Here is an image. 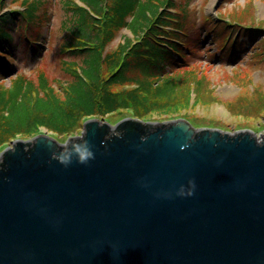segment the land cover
<instances>
[{
  "label": "water",
  "instance_id": "1",
  "mask_svg": "<svg viewBox=\"0 0 264 264\" xmlns=\"http://www.w3.org/2000/svg\"><path fill=\"white\" fill-rule=\"evenodd\" d=\"M66 141L93 158L43 134L0 153V264H264V135L91 118Z\"/></svg>",
  "mask_w": 264,
  "mask_h": 264
},
{
  "label": "trees",
  "instance_id": "2",
  "mask_svg": "<svg viewBox=\"0 0 264 264\" xmlns=\"http://www.w3.org/2000/svg\"><path fill=\"white\" fill-rule=\"evenodd\" d=\"M47 1L0 0V11L15 3L24 8L0 12L1 149L16 138L32 137L41 127L56 135L57 140L68 138L82 127L84 118L117 111L148 119L155 111L211 106V102L202 100L198 87L191 102L188 90L179 83L180 76L173 74L174 67L183 66L198 53V47H193L200 44V39L194 31L200 26L194 22L185 25L190 0H185V6L177 0H110L111 4L109 0L107 4L105 0H80L84 6L59 0L72 16L60 27L64 33L61 53L69 57L61 59V64L71 81L61 84L59 90L50 85L43 71L35 78L16 72L18 63L28 64L43 52L33 41L38 39V28L47 16ZM171 6L175 13L161 11ZM241 25L255 32L261 28L253 23ZM122 27L131 31L132 38L123 36L115 49L105 50ZM239 32L243 36L249 31H235L232 43L218 40L220 54L231 59L237 56L234 53L243 43ZM28 44H32L31 50L26 48ZM21 53L29 56L18 58ZM10 63L16 66L12 72ZM1 75L11 76L9 86L1 83ZM262 95L259 97L264 99ZM256 104L253 102L250 110ZM260 108L264 109V101ZM177 116L196 125L195 119L187 115Z\"/></svg>",
  "mask_w": 264,
  "mask_h": 264
},
{
  "label": "rangeland",
  "instance_id": "3",
  "mask_svg": "<svg viewBox=\"0 0 264 264\" xmlns=\"http://www.w3.org/2000/svg\"><path fill=\"white\" fill-rule=\"evenodd\" d=\"M71 1H77L80 4L78 0ZM177 1L178 3L182 2L181 5L185 6V0ZM109 3L111 4L110 0ZM47 4V16L38 28V30L41 28L39 37L42 41L39 46L43 52L37 59L28 60V64L18 63L16 72L23 73L29 78H35L39 71H43L50 85L59 90L61 84L64 85L71 81V77L63 70L61 64V59L69 57L61 53L63 47L60 43L64 41V33L60 31V27L63 22L67 24L72 16L68 14V9H65L59 0H48ZM9 6L12 9H22V5L18 3L9 4ZM186 13L189 17L185 25L194 22L200 26L198 31H194V36H199L200 44L196 43L193 47L194 49L198 47V53L183 66L174 67L173 74L180 76L179 83L186 91L188 90L191 102L195 99L198 87L199 93L203 96L202 100L206 99L212 104L206 107L201 105L196 108L184 107L181 111L176 109L178 112L155 111L148 119L145 117L138 119L165 123L183 118V116L176 117L177 114L187 115L195 119L193 122L196 125L193 126L197 128H216L230 133L249 130L257 138L262 137L264 134V109L258 108L264 101L261 96L259 97V94H264V0H190ZM242 23H253L261 28L255 32L244 28ZM25 24L30 25L28 21H25ZM240 29L249 32L243 36L239 32L243 43L242 47L237 48L234 53L237 56L231 59L220 54L221 45L218 40L223 39L232 43L235 31ZM123 36L132 38L126 27L120 28L115 33L114 39L108 42L105 50L115 49ZM28 56L21 53L18 58L24 59ZM236 57L238 58L236 59ZM74 60L81 63V59L75 58ZM10 65L12 66L13 63ZM15 67L10 68L11 72ZM5 75H1L4 79L1 83L4 86H9L8 77L11 76ZM253 102H257L256 108L250 110ZM123 112L117 111L114 114L98 118L105 119L111 126H115L123 118H137ZM86 119L88 118H84V121ZM81 131L82 127L68 138L60 137V139L58 137L59 143L80 135ZM38 134L51 135L52 133H46L40 128L35 136ZM52 135L54 136V134ZM30 137L27 138L30 139ZM8 146L11 147L10 143L4 148H0V153Z\"/></svg>",
  "mask_w": 264,
  "mask_h": 264
},
{
  "label": "clouds",
  "instance_id": "4",
  "mask_svg": "<svg viewBox=\"0 0 264 264\" xmlns=\"http://www.w3.org/2000/svg\"><path fill=\"white\" fill-rule=\"evenodd\" d=\"M67 141L63 140L61 141V148H62V154L59 155V159L62 163L68 164L71 163L73 158L76 159L79 163H87L91 158H93L94 153L90 146L88 145L87 141L83 142H75L73 145V152L69 153L65 149ZM190 183H192L190 181ZM183 189V186H181V190ZM188 194H191V191L188 192Z\"/></svg>",
  "mask_w": 264,
  "mask_h": 264
},
{
  "label": "bare ground",
  "instance_id": "5",
  "mask_svg": "<svg viewBox=\"0 0 264 264\" xmlns=\"http://www.w3.org/2000/svg\"><path fill=\"white\" fill-rule=\"evenodd\" d=\"M252 134H253V133H252ZM263 135H264V134H263ZM263 135H262V136H263ZM253 136H256V135H255V134H253ZM55 139H56V138H55ZM56 141H58V142H59V140H57V139H56Z\"/></svg>",
  "mask_w": 264,
  "mask_h": 264
}]
</instances>
